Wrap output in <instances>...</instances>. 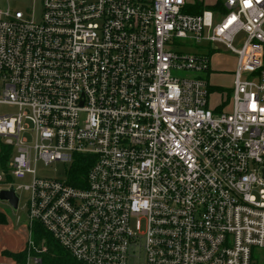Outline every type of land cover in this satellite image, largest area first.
<instances>
[{
	"label": "built area",
	"instance_id": "2783aa9c",
	"mask_svg": "<svg viewBox=\"0 0 264 264\" xmlns=\"http://www.w3.org/2000/svg\"><path fill=\"white\" fill-rule=\"evenodd\" d=\"M220 2L191 14L186 0H41L38 21L0 8V104L17 109L0 115V183L28 193L20 264L55 256L35 225L68 264H257L264 0ZM212 44L236 55L214 107ZM39 162L64 177H37Z\"/></svg>",
	"mask_w": 264,
	"mask_h": 264
},
{
	"label": "rangeland",
	"instance_id": "374dc122",
	"mask_svg": "<svg viewBox=\"0 0 264 264\" xmlns=\"http://www.w3.org/2000/svg\"><path fill=\"white\" fill-rule=\"evenodd\" d=\"M189 4L203 2V3H213L214 0H186ZM9 7L12 11L19 10L24 16L30 20L38 21L41 15L42 7L41 0H0V8L5 9ZM264 31V24L262 26ZM184 46V51L188 53H205L207 51L206 45L199 47L194 42L190 40H180L179 41ZM235 46H239L237 42L234 43ZM211 48L218 49L217 51H211V59L209 63V72L202 73L201 76L204 77L209 84L212 86L213 93L210 96V103L212 107L219 104L221 99H226L230 96L232 91V81L233 72L235 69L236 55L230 50L224 48L220 44H212ZM179 77H186L192 75L190 71H176L174 72ZM17 111L16 108H12L7 105L0 104V115L14 113ZM33 167V166H32ZM65 165L61 163H53L50 165H44L39 162L35 164L36 176L39 178H57L62 179L64 177ZM6 177L1 178V181ZM13 183H21L25 185L29 183L30 177L26 176L23 179L12 178ZM7 185L0 183V189L6 188ZM20 200L19 207L17 210H13L9 205L0 201V211L5 214L6 222L0 224V264H8L10 262L7 258V251L21 250L24 246L26 233L27 216L24 205L28 200V193L24 190L19 192ZM42 230L41 227H37ZM36 231L33 233L34 238H38ZM254 259L257 264H262L264 260V248L255 249ZM14 261V260H13ZM17 261L11 262V264H17Z\"/></svg>",
	"mask_w": 264,
	"mask_h": 264
},
{
	"label": "trees",
	"instance_id": "16d2710c",
	"mask_svg": "<svg viewBox=\"0 0 264 264\" xmlns=\"http://www.w3.org/2000/svg\"><path fill=\"white\" fill-rule=\"evenodd\" d=\"M220 5H221L220 0H217L213 5H205L203 2H197L193 4H188L185 8V11L191 14H195V13L200 12L204 8L219 9ZM10 154H11V147L9 145H1L0 147V169L3 171H6V164L10 157ZM76 168L79 171L77 175L78 177L81 174H84L86 172V166H84L83 162L78 163ZM5 222H6L5 214L0 212V224L5 223ZM37 227H40V226L38 225L34 226L35 234L37 231V234L39 235L38 237H44L48 245L49 252L55 254L54 257L48 260V263L68 264L69 259L66 256L67 255L66 252L60 246H58V244H56L55 241H53V239L50 237L48 233H46L43 229L42 230L38 229ZM12 256H14L20 262L24 260V255L22 253L12 254Z\"/></svg>",
	"mask_w": 264,
	"mask_h": 264
},
{
	"label": "water",
	"instance_id": "95a60500",
	"mask_svg": "<svg viewBox=\"0 0 264 264\" xmlns=\"http://www.w3.org/2000/svg\"><path fill=\"white\" fill-rule=\"evenodd\" d=\"M0 201L6 202L11 209L17 210L19 196L13 188L0 189Z\"/></svg>",
	"mask_w": 264,
	"mask_h": 264
},
{
	"label": "crops",
	"instance_id": "0c3cea01",
	"mask_svg": "<svg viewBox=\"0 0 264 264\" xmlns=\"http://www.w3.org/2000/svg\"><path fill=\"white\" fill-rule=\"evenodd\" d=\"M217 0H214L213 3H208L207 5H213ZM206 4V3H205ZM1 212V211H0ZM3 213V212H2ZM26 233H27V236L25 238V242H24V246L23 248H21V250H16V251H10L8 250L7 251V258L10 262H8V264H11V262H14V261H17L16 263L17 264H20V261H18L14 256H12V254H16V253H22L23 254V250H24V247H25V243H26V240H27V237H28V228H27V225H26ZM14 260V261H13ZM264 264V260H263V263Z\"/></svg>",
	"mask_w": 264,
	"mask_h": 264
}]
</instances>
